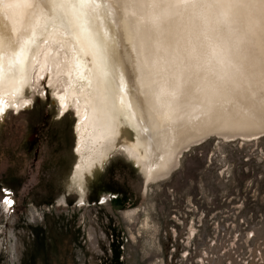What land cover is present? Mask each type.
<instances>
[{
	"label": "bare ground",
	"instance_id": "1",
	"mask_svg": "<svg viewBox=\"0 0 264 264\" xmlns=\"http://www.w3.org/2000/svg\"><path fill=\"white\" fill-rule=\"evenodd\" d=\"M144 2L0 0V119L10 108H31L39 42L61 31L41 61L64 78L61 115L74 98L81 117L74 169L81 192L115 151L154 182L212 134L264 132V0ZM217 72L229 92L210 83Z\"/></svg>",
	"mask_w": 264,
	"mask_h": 264
},
{
	"label": "rangeland",
	"instance_id": "2",
	"mask_svg": "<svg viewBox=\"0 0 264 264\" xmlns=\"http://www.w3.org/2000/svg\"><path fill=\"white\" fill-rule=\"evenodd\" d=\"M61 35L39 42L31 108L0 119V204L1 188L15 201L0 205V264H264V134H212L154 182L115 151L79 190L81 117L74 98L61 115L64 78L42 64Z\"/></svg>",
	"mask_w": 264,
	"mask_h": 264
},
{
	"label": "flooded vegetation",
	"instance_id": "3",
	"mask_svg": "<svg viewBox=\"0 0 264 264\" xmlns=\"http://www.w3.org/2000/svg\"><path fill=\"white\" fill-rule=\"evenodd\" d=\"M31 105H32V102H31ZM12 108H10V110H11ZM21 110H25V109H21ZM20 110V111H21ZM9 111V110H8ZM8 113V112H7ZM16 113H19V111H17ZM7 115V114H6ZM36 135L37 134H34V136H33V138L29 141V142H34L35 141V139H36ZM1 192H3V193H5L6 195H9V192L5 189V188H1ZM10 198H11V200H12V196L10 195L9 196ZM15 202V201H14ZM14 202H12V205L14 204Z\"/></svg>",
	"mask_w": 264,
	"mask_h": 264
},
{
	"label": "built area",
	"instance_id": "4",
	"mask_svg": "<svg viewBox=\"0 0 264 264\" xmlns=\"http://www.w3.org/2000/svg\"><path fill=\"white\" fill-rule=\"evenodd\" d=\"M3 202H8L10 205H12V200H11V198L9 197V195H6V196L2 199L1 205H3Z\"/></svg>",
	"mask_w": 264,
	"mask_h": 264
},
{
	"label": "water",
	"instance_id": "5",
	"mask_svg": "<svg viewBox=\"0 0 264 264\" xmlns=\"http://www.w3.org/2000/svg\"><path fill=\"white\" fill-rule=\"evenodd\" d=\"M255 133V132H254ZM253 133V134H254ZM255 134H257V135H259V136H262L264 133H262V132H258V133H255ZM215 135H218V134H215ZM219 136V135H218ZM258 137V136H257Z\"/></svg>",
	"mask_w": 264,
	"mask_h": 264
}]
</instances>
